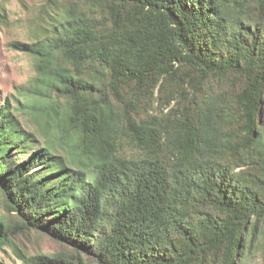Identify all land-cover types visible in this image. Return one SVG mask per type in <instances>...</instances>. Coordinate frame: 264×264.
Segmentation results:
<instances>
[{"label": "trees", "instance_id": "trees-1", "mask_svg": "<svg viewBox=\"0 0 264 264\" xmlns=\"http://www.w3.org/2000/svg\"><path fill=\"white\" fill-rule=\"evenodd\" d=\"M45 2L20 46L35 73L0 98V245L59 244L22 264L264 256V0Z\"/></svg>", "mask_w": 264, "mask_h": 264}, {"label": "rangeland", "instance_id": "rangeland-1", "mask_svg": "<svg viewBox=\"0 0 264 264\" xmlns=\"http://www.w3.org/2000/svg\"><path fill=\"white\" fill-rule=\"evenodd\" d=\"M55 14L56 9L46 6L45 0H0V98L14 101L19 92L27 88L34 75L33 59L21 50V44L32 43L42 38L40 31L46 23V12ZM38 32L35 36L34 33ZM21 121L28 128L34 124L21 115ZM21 155L27 156L26 152ZM0 219L13 223V214L3 208L0 194ZM14 230L16 228H13ZM14 246L0 245V264H22L19 255H49L60 248L59 244L37 231L18 232L13 237ZM244 264H264V256L252 245L242 256Z\"/></svg>", "mask_w": 264, "mask_h": 264}]
</instances>
